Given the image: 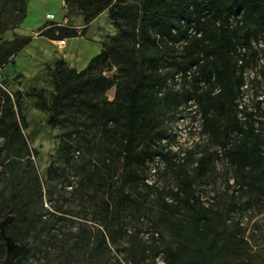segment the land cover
Returning a JSON list of instances; mask_svg holds the SVG:
<instances>
[{"label":"trees","instance_id":"trees-1","mask_svg":"<svg viewBox=\"0 0 264 264\" xmlns=\"http://www.w3.org/2000/svg\"><path fill=\"white\" fill-rule=\"evenodd\" d=\"M28 5L29 0H0V34L20 26L27 17ZM64 5L79 9L86 23L82 31L104 10L117 30L109 40L102 41L100 51L82 69L64 57L55 60L51 102L42 89L33 87L29 93L37 96L39 104L55 118L65 109L88 111L106 132L120 138L121 171L115 177V169L109 173L111 181L105 180L107 190L114 195L113 201L104 200L107 228L120 219L121 207L133 199L134 191L146 184L143 170L148 161L158 153L164 154L156 146L167 136V128L161 124L159 98L163 90L167 100L173 98L174 105L181 101L196 105L202 131L223 150L234 168L235 185L248 194L247 201L264 196V134L256 120L264 121L254 118L253 112H245L248 116L244 118L239 114L245 70L256 62L259 51L252 40L264 37V0H64ZM38 31L53 39L76 36L78 32L69 24L52 22ZM31 38L16 33L0 42V65L12 60ZM239 45L246 47L243 54L238 51ZM240 54L242 63L238 61ZM106 69L115 71L106 73ZM176 83H182L181 87L175 89ZM113 86L115 95L109 98L107 91ZM16 95L14 99L0 84V137L7 147L0 166H5L10 177L17 175L25 160H31L34 151L22 130L26 119L20 91ZM215 154L217 150L197 157L194 173L185 162L178 164V186L171 191L173 198L164 199L163 204L176 243L154 251H162L165 264H216L217 255L230 264H251L238 259V245H231L226 218L232 207L227 211L214 209L196 193V176L206 174ZM235 204L233 199L231 205ZM16 207L23 220H33L27 201L16 203ZM106 239L104 233L98 247ZM0 248L5 252L1 235ZM29 250L21 243L16 258L27 257ZM145 252L146 247L142 260Z\"/></svg>","mask_w":264,"mask_h":264},{"label":"rangeland","instance_id":"rangeland-1","mask_svg":"<svg viewBox=\"0 0 264 264\" xmlns=\"http://www.w3.org/2000/svg\"><path fill=\"white\" fill-rule=\"evenodd\" d=\"M50 22L76 27V36L89 42L109 40L117 30L107 10L82 31L86 23L77 7L66 8L63 0H29L27 17L20 26L0 34V42L16 33L32 37L12 55V60L0 65V84L14 99L16 91H20L21 111L26 119L22 130L34 149L31 160L24 161L16 176L10 177L5 166H0V221L7 212L15 215L7 224V231L16 241L30 247L27 257L16 258L13 263L165 264L162 251L159 254L154 251L176 243L163 204L164 199L173 198L171 191L178 186V164L185 162L190 173H194L197 157L217 150L206 174L196 176V193L214 209L227 211L232 207L226 218L227 233L232 234H229L231 245H238V259L264 264V196L247 201L248 194L235 185L234 168L223 150L202 131V118L196 105L192 101L174 105L173 98L167 100L164 90L159 99L163 112L161 124L167 128V136L156 144L164 154L158 153L148 161L143 170L146 184L134 191L133 199L121 207L120 219L107 228L104 200L113 201L114 195L107 190L105 180L111 181L110 174L115 169V177L121 171L120 138L106 132L88 111L65 109L55 118L48 108L39 104L37 96L29 93L33 87L42 89L51 102L55 92L54 62L71 46V37H67L66 44L59 45L47 36H40L38 28ZM82 48L78 42L72 51L79 52ZM92 53V49L87 52ZM263 67L264 61L248 67V83L239 102L243 105V115L253 112L254 118L264 121ZM114 71L106 69V73ZM181 85L176 83L174 88ZM115 91L116 86L111 87L108 97L113 98ZM256 125L264 134V122L256 120ZM0 146V160H3L7 156L3 137ZM25 201L30 205L29 215L33 220H23L22 214L17 213L16 203ZM104 233L106 242L98 247ZM144 247L146 254L142 260ZM4 254L0 248V261ZM223 257L217 255L216 264L231 263L223 262Z\"/></svg>","mask_w":264,"mask_h":264},{"label":"crops","instance_id":"crops-1","mask_svg":"<svg viewBox=\"0 0 264 264\" xmlns=\"http://www.w3.org/2000/svg\"><path fill=\"white\" fill-rule=\"evenodd\" d=\"M64 1V0H63ZM42 36V35H40ZM80 36H71V46L68 47V49L66 50V52L64 53L63 57L71 64V65H75L78 69H82L84 68L90 58L98 53L100 51V49L102 48V41H96V42H89V41H84L81 40L79 38ZM50 40L57 42L58 39H53V38H49ZM77 40V41H76ZM80 43L83 48L77 52V51H72L73 48L75 47L76 43ZM58 43V42H57ZM66 43H67V37H66ZM84 47H86V49H84ZM92 49L93 53L92 54H87V52H89V50ZM85 51H87L85 53Z\"/></svg>","mask_w":264,"mask_h":264},{"label":"water","instance_id":"water-1","mask_svg":"<svg viewBox=\"0 0 264 264\" xmlns=\"http://www.w3.org/2000/svg\"><path fill=\"white\" fill-rule=\"evenodd\" d=\"M15 215L6 213V216L0 221V235L2 236L5 244V254L0 264H12L16 259L21 243L16 241L7 231V224L14 218Z\"/></svg>","mask_w":264,"mask_h":264},{"label":"built area","instance_id":"built-area-1","mask_svg":"<svg viewBox=\"0 0 264 264\" xmlns=\"http://www.w3.org/2000/svg\"><path fill=\"white\" fill-rule=\"evenodd\" d=\"M47 16L51 19V18H53L54 15L52 13H48ZM59 24H65V23H59ZM57 42H58L59 45L66 44V38H60V39H58ZM252 44H253L254 47L259 49L258 55H257V59H256V63L260 64V63H262L264 61V50H262V47L264 46V37L261 36V37H259L258 40L253 39L252 40ZM245 50H246V47L244 45H239L238 46V51H240L242 54H243V51H245ZM242 54H240V56H238L239 57V59H238L239 63L243 62ZM251 66H249V67H251ZM248 70H249V68L247 67L246 70H245V82H244V84L242 86V92H243L244 87L248 83V78H247V74L249 72ZM261 71L264 74V67L261 69ZM177 76H180V73H177ZM242 92H241V94H242ZM240 107L243 108V105L241 103H240ZM239 114L242 116L243 115V111L241 110L239 112ZM243 117H245V115H243Z\"/></svg>","mask_w":264,"mask_h":264}]
</instances>
